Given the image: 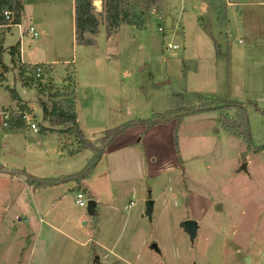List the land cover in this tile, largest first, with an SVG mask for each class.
<instances>
[{
    "label": "rangeland",
    "instance_id": "1",
    "mask_svg": "<svg viewBox=\"0 0 264 264\" xmlns=\"http://www.w3.org/2000/svg\"><path fill=\"white\" fill-rule=\"evenodd\" d=\"M205 1L207 10L203 15H200V0H162L160 10L153 8L144 28L121 25L112 38L107 57L117 64L119 76L116 83L107 81L104 90L107 104L117 99V114L111 119L112 114L104 112L109 116L104 130L130 120L148 119L156 113L190 105L198 107L200 98L193 93H210L244 102L251 142L264 143V17L261 20L264 7L244 6L246 24L229 35L227 8L236 0ZM20 2L25 6L22 27L35 25L40 33L32 39L34 43L42 42L52 50L59 48L71 63L65 67L59 82H54V77H48L50 73L44 70L51 92L54 89L71 92L75 82L72 63L80 78L83 76L80 63H84L83 56L75 52L73 0ZM22 13L23 9L21 16ZM162 13L165 34L157 31L155 18ZM176 19L180 28L171 35L168 23ZM99 22L105 23L103 16ZM199 24L222 47L228 60L216 56L212 41ZM17 30L14 27L5 35V46L17 41ZM105 40L102 31L97 43L102 45ZM166 42L180 47L167 50ZM194 58L200 59L199 71L195 73L191 72L197 64ZM102 65L100 62L101 68ZM87 94V103L91 101L94 107L104 102L100 92L90 90ZM37 100L50 109L52 100L58 99L49 97L45 101L39 94ZM33 106L35 120L42 124L40 106L36 102ZM221 113L226 119L240 121L233 109L184 116L177 129L178 152L173 143V123L155 128L146 138L143 125L132 126L130 132L136 134L135 140L143 137L146 152L151 156L146 166L140 147L139 151L109 153L102 165L108 163L110 169L117 168L116 173L130 169L133 182L116 183L110 188L111 196L105 184H95L104 197L98 218L90 216L87 207L73 203L77 191L74 187L66 189L63 185L51 191L30 192L33 205L40 204L38 208L43 210L45 222L41 224L42 233L35 238L29 231L27 217L38 213L24 206L22 195L27 189L23 181L0 176V264H26L33 242L37 247L33 264H88L89 261L91 264L97 255L101 257L105 253L111 258L110 252L137 264H247L246 257L250 258L249 264H264V149L253 151L241 137L226 130L230 134L227 135ZM84 131L88 139L101 134V130ZM122 153L128 154L127 157ZM244 162L248 165L246 170L241 169ZM0 166H7L4 159H0ZM63 169L68 171L67 167ZM59 197L62 207L57 205ZM149 198L154 203L150 216L145 213ZM130 200L134 204L124 210ZM81 215L85 217L83 220ZM62 216L68 226L64 232L70 235L72 220L77 237L89 238L82 249L71 250L69 239L48 228L49 224L56 225ZM186 219L198 222L193 242L180 227V222ZM34 220L37 218L33 223ZM82 221L86 225L81 226ZM152 244H156L158 251L151 248Z\"/></svg>",
    "mask_w": 264,
    "mask_h": 264
},
{
    "label": "crops",
    "instance_id": "2",
    "mask_svg": "<svg viewBox=\"0 0 264 264\" xmlns=\"http://www.w3.org/2000/svg\"><path fill=\"white\" fill-rule=\"evenodd\" d=\"M251 1H255V0H236V2L234 1V3L228 4L227 31L229 35L230 33L232 34L233 29H235L234 32H236L238 29H240L241 25L244 26V24H246L247 19L245 18V14L247 13H243L244 6L246 7L247 4H249L248 6L256 5L257 7L258 6L264 7V0H258L254 2V4ZM95 9L94 11L98 13L101 12L102 5L100 4L99 9H96V10ZM200 9L202 12L200 15H203L207 10V1L200 0ZM24 11H25V6L23 2V13L20 19L21 27H22V20L24 19V16H25ZM247 11L249 13L250 10H247ZM263 13L264 12H262L261 20L264 17ZM249 16L252 17L250 13H249ZM254 17H257V16H254ZM28 18L30 17H27V19ZM155 18L158 21L157 31L159 33L165 34V28L163 26V24L165 23V16L162 13L161 15H157ZM29 20L31 21V19ZM147 21L145 22V25ZM122 24H127V23H121L118 29L112 35L107 36L106 24L104 22L103 23L99 22L98 32L93 36L95 40V44L83 45V44H78L77 42H75V52H77L79 56H83L84 63H80V66L83 69L82 78H80V74L77 70V67L74 66L75 63L74 62H73L74 64L72 63L74 67L75 82H74L73 93H72L71 98H73L74 100V111L76 113L78 126L81 129L82 133L85 132L84 131L85 129L91 132L97 131V130H101L100 132H102L104 130L105 124H107L108 122L106 121V119L109 117L107 114L105 116L104 112L109 111L112 114L110 115L111 119H113L116 116L115 114H117V109H116L117 99H115L114 103L107 104L106 103L107 98H106L104 90H105V85H107V81L111 80L112 82L116 83L117 78L119 76V69H118L117 64L115 62L110 61L107 57L109 56L108 50H109V45H111L112 38L117 35V32L120 29ZM177 24H178V19H176L175 22H173L172 20L169 21L168 26L169 28L171 27L170 28L172 32L171 35H174V32L176 31V29L180 28V23L178 25ZM127 25H130V24H127ZM145 25L142 28H144ZM39 26L42 27V25L40 24L38 25V27ZM14 27L16 26H12L9 30H7L2 35V38L0 41V44L2 45L3 50H4L2 53L1 61H0L1 62V66H0V159H4V163L7 165L3 167L6 168L7 170L24 171L36 178H58L60 176L72 175L75 172L80 171L85 166L86 162L92 157V154H93L92 151L90 149H83L77 153L70 154L69 153L70 151L75 150L78 147L77 140L73 135L69 133H65V132H59V131H43L42 130L44 125L46 127H50V125L48 123V120L45 119L44 116H43L42 124L41 122H37L35 120V113H34V106H33V102L38 103V105L40 106L41 112H42L41 104L37 100L38 95L41 93H38L35 87H27L22 84V81L18 77L16 65L14 64V62L17 64V61L19 59L21 60L23 64H27V65L35 64V63H42L46 67L45 70L47 71V74L50 73L51 75L49 76L48 74V77H51V78L54 77V82H59V80L61 79L60 77L64 73L65 67L71 63L69 62V59L67 57H64L65 56L64 52H61L59 48L58 49L55 48L54 50H52L51 48H48V46H44L42 42L34 43L35 40H32V38L31 39L26 38L27 36L26 37L23 36L20 40L18 30H17V37H18L17 41L13 45L5 46L4 45L5 38H6L5 35L9 33L11 30H13ZM25 27H22V28H25ZM199 27L205 32L206 37L209 38L210 41H212L214 50H215L216 42L214 38L200 24H199ZM34 28L36 29L35 25H34ZM142 28H137V29H142ZM73 30H74L73 36L75 39L74 0H73ZM36 31L38 32L37 29ZM102 31H103V34L106 40L102 45H100L97 43V39L98 37H100V35H102ZM39 36H40V33L38 32V36L36 38H38ZM241 40H242V37L238 39V42L241 43ZM17 43L18 45L16 46ZM167 43L173 44L171 42H166V44ZM219 43H221V41ZM173 45H177L176 48L174 49L166 48V49L167 50H177L180 47L178 44H175V43ZM219 48L220 50H222L221 46ZM221 52L223 53V50ZM227 52H228V49H227ZM193 61H195V63L197 64H194V67L191 68L193 71L191 72L195 73L199 71L200 59L194 58ZM100 62H103L102 68L100 66ZM186 76L188 75L186 74ZM160 84H163V83H160ZM6 87L15 90L16 94L18 95V99L12 98V95L6 89ZM90 90L97 92L98 94L100 92V95H102L100 99L104 101L101 105L97 104L94 107L91 105V101L87 103L85 98L88 96L87 92ZM189 92H192V91H189ZM44 94H47V93H43V95ZM201 94H210V93H201ZM56 101H59V99ZM21 111H22L21 117L23 120L22 125L21 127H17V128L13 127L11 119L15 115H18V113H20ZM4 112L8 113L6 114L7 117L4 116ZM24 114H26V116L23 118ZM87 117H89V119ZM86 118H87V121H85ZM32 122L38 125L37 131H34L30 128L29 124ZM165 124H169V123H165ZM165 124L156 125L149 130H146V127L141 125L143 128H145L144 137L145 138L148 137L155 128L161 129ZM63 127H64L63 125H56L53 127V129L60 130ZM106 129H110V128H105V130ZM131 129L132 127L128 128L124 133L118 135L112 141V143L108 146L104 155H102V157L100 158V160L94 167L92 173L87 178L81 180L80 182H77V181L62 182V183H59V184H56L50 187L33 190L30 186L26 184V182H24V180L21 177H18L16 175H10L9 173H6V172H0V176H4V177L10 176L9 177L10 179H16V180L20 179V181H23L27 189L25 190L26 192L22 195L24 196L23 198L24 203H25L24 206L26 209L30 208L29 209L30 212L35 211L36 213H38L37 216H35L38 221L34 220L35 221L34 223L32 222L33 219H35L34 216L27 217L28 227L31 226V228H29V231L32 233L31 236L35 238L37 234L42 233L43 227L41 226V224H44L45 222H44L43 216L41 215V214H44L43 210H39L38 206L40 204L33 205L31 201L30 192L36 193L34 191H38L40 193L46 190L51 191L53 189L63 187V185L65 186V188L70 186V189L74 187V190L75 188L77 190L76 194L78 192H82L86 196V198H88V200H93L95 202L94 210L96 211L97 213L96 217L98 218V215L100 214L99 207L103 205L104 197L102 196V192L96 188L95 184H105V189L107 193L111 196V189H113L116 183L117 184L128 183L130 185V183L133 182L132 180L133 174L130 169L126 170L123 168L121 172L116 173L114 169H117V168L110 169L107 166L108 163L102 165L104 159L110 156L111 152L114 154L116 152L119 153L122 151H130V152L139 151V147H140L141 151L143 152L145 156V165L147 166V158L148 156H151V155L146 152L145 139L142 140L143 138L142 137L139 141H136L135 140L136 134L131 133L130 132ZM224 132L227 135H230L228 134V132H226V130H224ZM97 136L98 135L93 136L92 139L90 140H94ZM143 141H144V144H142ZM127 155L128 154L122 153V156L125 158L127 157ZM245 163H246V167H248L247 162ZM181 166L182 168L185 169L184 162H182ZM9 167H11V169H9ZM64 167H67L66 170L68 171L63 172L62 170H64L63 169ZM52 170H54L53 173H52ZM141 187L142 186H140V189ZM18 195L20 196V194ZM132 197H133V194H132ZM173 197L176 199V195H174ZM61 198L62 197H59V199L57 200V202H59L57 205L60 207L63 206V202H61ZM110 201H113V200H110ZM130 201H132L133 203L127 207L125 206L128 203L125 204L124 210L130 209L131 206L134 204L133 200H130ZM73 203L76 205L75 200L73 201ZM173 203L175 204V200ZM153 206H154V203H153ZM79 207H82V206H79ZM89 215L91 216L92 213H89ZM63 216L58 219L57 223H55L56 225L49 224L48 228L54 229V231H56L58 234L63 235L64 237L69 239L71 250L72 249L73 250L82 249V247H84L86 243L89 241V238L81 239L77 237V230L74 227V221L72 220H70V235L64 232V229L68 230V226L65 225L66 222L64 219H62ZM84 218L85 217L81 215V220H83ZM80 225L84 226L86 225V223L82 221ZM36 250H37V247L35 246V243L33 242L30 253L26 261V264H33V261L35 258L34 252ZM108 254H110L112 257L110 258L105 253L101 257L97 255L96 259L91 264H119V262L120 264H126V263L127 264H137L134 261H128L129 259L128 260L124 259L123 256L120 257V255H118L115 252H110ZM70 263H72V260H70ZM35 264H38V263L36 262ZM88 264H90V261Z\"/></svg>",
    "mask_w": 264,
    "mask_h": 264
},
{
    "label": "trees",
    "instance_id": "3",
    "mask_svg": "<svg viewBox=\"0 0 264 264\" xmlns=\"http://www.w3.org/2000/svg\"><path fill=\"white\" fill-rule=\"evenodd\" d=\"M92 4V0H74L75 39L79 44H95L93 36L98 32L99 17L101 16H103L106 24L107 36L112 35L121 23H127L136 28H142L145 25L147 18L151 16L153 8L156 11L160 10L162 0H101L102 11L97 14L93 11ZM22 9L23 6L20 0H0V20H4L3 11L10 10L12 11L11 22L13 24H18L20 23ZM17 45L18 43L16 46ZM3 51V47L0 44V61ZM215 53L218 57L223 56L227 58V55L221 52L217 44L215 45ZM14 64L17 66V73L24 86L35 87L38 93H49L48 96L50 98L59 99V101L52 100L50 109H48L43 101L40 103L43 116L48 120L50 125L49 128L43 127L42 130L59 131L73 135L77 140L78 147L75 150L70 151V154L77 153L83 149H90L93 152L92 157L86 162L85 166L80 171L75 172L72 175L60 176L58 178H36L24 171L7 170L3 166H0L1 172L23 177L26 184L33 190L50 187L62 182H80L87 178L92 173L94 167L102 155H104L112 141L118 135L124 133L128 128L135 125H143L146 127V130H149L156 125L172 122L173 143L175 150L178 152L177 129L184 116L206 111L218 110L222 112L223 110H235L240 119L239 123L235 120L224 118L221 113L220 116L223 128L233 136L238 138L241 137L245 141L248 149L257 152L264 149V143L261 145H253L251 142V134L246 123L244 102L232 99L229 96L220 97L212 94L200 93H193V95L200 98L198 107L190 105L174 111L156 113L148 119L130 120L113 128L103 130L94 140L87 139L84 137V134L78 126L76 113L74 111V100L73 98H70L73 93V88L71 92L60 91L58 89H54V91L51 92V84H49L50 82H48V80L43 81V75L40 78H36L31 68L23 64L18 66L15 62ZM183 75L185 76V72ZM6 89L10 92L12 98L18 99L15 90L8 87H6ZM202 95H205V97H208L209 99L206 100L205 98V100H203L201 98ZM21 115L22 111L18 113V115L12 117L11 122L13 127H21L23 123ZM56 125H63L64 127L60 130H55L53 127ZM180 161L181 160L179 159V162ZM92 216H97L95 210L92 212Z\"/></svg>",
    "mask_w": 264,
    "mask_h": 264
},
{
    "label": "built area",
    "instance_id": "4",
    "mask_svg": "<svg viewBox=\"0 0 264 264\" xmlns=\"http://www.w3.org/2000/svg\"><path fill=\"white\" fill-rule=\"evenodd\" d=\"M3 17H4V20H0V41H1V38H2V35L8 30L10 29L12 26H16L18 28V33H19V39L21 40V38L25 35H28L30 38L34 39L38 36V32L36 31V29L34 28L33 25H28L26 26L25 28H22L21 27V22L18 23V24H13L11 21H12V11L10 10H4L3 11ZM177 45H173V44H170V43H167L166 44V48L167 49H174L176 48ZM23 63L21 62V60L18 59L17 61V65H22ZM23 65H26L27 67L31 68L32 71H33V74L36 78H40L42 77L43 75V81H47V78H46V73H45V65L42 64V63H35V64H23ZM16 70H17V66H16ZM18 74V73H17ZM18 77L20 78V76L18 75ZM21 80V78H20ZM40 96L42 97L43 96V99L45 101H49V96L48 94H40ZM8 113H5L4 112V116L7 117ZM26 116V114L23 115V118ZM6 124V123H4ZM30 128L34 131H37L38 130V125L36 123H30L29 124ZM75 203L76 205L78 206H82V207H87V203H88V198H86V196L82 193V192H78L76 194V198H75ZM133 202L132 201H129V203L125 206H129L130 204H132Z\"/></svg>",
    "mask_w": 264,
    "mask_h": 264
},
{
    "label": "water",
    "instance_id": "5",
    "mask_svg": "<svg viewBox=\"0 0 264 264\" xmlns=\"http://www.w3.org/2000/svg\"><path fill=\"white\" fill-rule=\"evenodd\" d=\"M242 170H246V163L244 162L241 165ZM152 206H153V201L149 198L146 201V211L145 213L150 216L152 213ZM95 207V202L93 200H88L87 203V210L89 213H92L94 211ZM180 227L184 230V232L188 235L190 241H194L196 235H197V230H198V222L194 219H186L180 222ZM151 248L158 251V248L156 244H152ZM249 257H246V262L249 264Z\"/></svg>",
    "mask_w": 264,
    "mask_h": 264
},
{
    "label": "bare ground",
    "instance_id": "6",
    "mask_svg": "<svg viewBox=\"0 0 264 264\" xmlns=\"http://www.w3.org/2000/svg\"><path fill=\"white\" fill-rule=\"evenodd\" d=\"M100 4H101L100 0H94V2H93V5H94V7L96 9H99L100 8Z\"/></svg>",
    "mask_w": 264,
    "mask_h": 264
}]
</instances>
